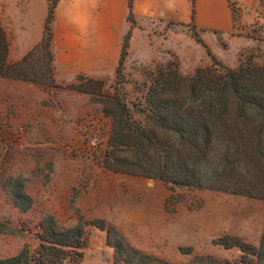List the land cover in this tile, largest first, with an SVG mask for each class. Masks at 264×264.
Returning <instances> with one entry per match:
<instances>
[{"label":"rangeland","instance_id":"rangeland-1","mask_svg":"<svg viewBox=\"0 0 264 264\" xmlns=\"http://www.w3.org/2000/svg\"><path fill=\"white\" fill-rule=\"evenodd\" d=\"M235 21L238 39L227 42L208 36L204 43L194 27L183 26L174 37L179 40H151L154 53H148L139 37L132 51L129 46L119 80L117 68L99 77L85 76L103 81L102 95L99 84L91 82L86 88L95 95L79 92L72 87L76 78L56 82L57 88L0 78V259L15 257L24 247L35 251L39 223L48 215L61 227L86 224L82 264L114 262L105 231L90 225L99 219L116 227L134 247L178 264L195 254L237 258L236 250L214 244L225 234L260 243L264 200L210 190L171 191L161 181L113 173L103 166L113 129L105 113L114 109L111 97L128 104L138 119L141 107L133 105L144 100L159 67L174 64L190 76L212 64L203 45L230 68L264 64L262 3L246 19L238 12ZM11 178H21L34 201L25 212L14 206Z\"/></svg>","mask_w":264,"mask_h":264},{"label":"trees","instance_id":"trees-1","mask_svg":"<svg viewBox=\"0 0 264 264\" xmlns=\"http://www.w3.org/2000/svg\"><path fill=\"white\" fill-rule=\"evenodd\" d=\"M59 0H48V18L41 42L18 62L8 61L10 44L0 23V78L57 88L55 81L53 20ZM195 5V0H192ZM264 6V0H259ZM134 0L128 3V30L117 67L122 76L132 28ZM201 43V39L196 35ZM203 44V43H202ZM212 58L208 67H199L184 76L178 67H159L144 100L138 105L139 118L128 104L113 99V110H105L112 120L109 151L103 166L107 171L158 180L171 191L210 190L239 197L264 200V64L227 67L203 45ZM79 92L95 95L88 83L103 81L76 77ZM10 195L21 212L34 204L21 178L10 179ZM90 225L105 231L107 246L114 251L113 264H178L146 253L112 224L99 219ZM86 224L61 227L48 215L39 223L38 248L24 247L15 257L0 264H82L87 243ZM224 250H236L237 258H220L207 253L192 255L181 264H264V229L255 245L241 237L225 234L214 240ZM191 249L188 255H191Z\"/></svg>","mask_w":264,"mask_h":264},{"label":"crops","instance_id":"crops-1","mask_svg":"<svg viewBox=\"0 0 264 264\" xmlns=\"http://www.w3.org/2000/svg\"><path fill=\"white\" fill-rule=\"evenodd\" d=\"M48 0H0V23L10 44L8 61L19 62L41 42L48 18ZM130 0H59L53 20L54 68L57 83L79 75L99 77L114 70L121 59L123 40L130 29ZM259 7L258 0H134L135 26L131 51L138 38L148 53L151 40H179L180 28L192 26L206 37L234 36L235 19H246ZM173 52L176 48L173 47Z\"/></svg>","mask_w":264,"mask_h":264}]
</instances>
